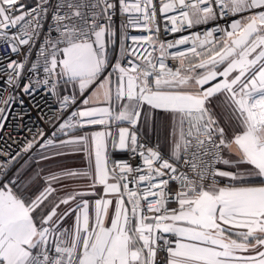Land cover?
Masks as SVG:
<instances>
[{
  "label": "snow or ice",
  "instance_id": "obj_1",
  "mask_svg": "<svg viewBox=\"0 0 264 264\" xmlns=\"http://www.w3.org/2000/svg\"><path fill=\"white\" fill-rule=\"evenodd\" d=\"M46 3L16 15L19 0H0V41L12 53L31 47ZM117 10L127 22L113 58ZM159 12L165 33L235 18L166 41L154 0L56 3L50 32L57 35L40 50L44 78L23 91L48 87L61 112L91 92L43 143L34 136L14 156L0 152V264H264V180H253L264 178V0H160ZM24 67L7 64L9 86ZM61 84L71 93L61 97ZM155 110L172 116L168 158L139 136L142 115ZM93 125L104 130L69 136ZM37 144L41 160L50 149L84 152L89 167L25 175L26 161L9 175ZM109 145L129 159L112 160ZM70 215L72 227H63Z\"/></svg>",
  "mask_w": 264,
  "mask_h": 264
},
{
  "label": "built area",
  "instance_id": "obj_2",
  "mask_svg": "<svg viewBox=\"0 0 264 264\" xmlns=\"http://www.w3.org/2000/svg\"><path fill=\"white\" fill-rule=\"evenodd\" d=\"M58 0H47V3L44 4V7L48 9L47 14L41 13L39 23L42 25L38 29V35L35 40L31 42V47L25 45L21 46L19 53H12L10 46L2 41H0V99H8L9 96L14 97L7 105L0 103V108H4L3 118L0 119V124L3 127H0V152H7L10 155H16L17 152H20L21 149L25 146L26 142L33 140L35 136L40 143H43L44 140L52 137L53 132H56L59 128L60 123L66 119L70 113L79 105V99L77 100L76 105H73L66 111H60V104L58 102V97L52 94L51 90L48 87L33 84L28 93L23 91L24 86L29 83V81H34L37 78V75L40 79L44 78L43 72V59L41 56L40 50L44 45L45 38L51 36L56 37L57 33L51 31L50 29L53 25L52 21V12L55 9V5ZM157 5V19L160 24V38L166 41H172L179 39L182 35H190L191 32H203L208 28L215 26L219 23L221 26H226L231 22V19L235 17H226L223 20L210 21L207 25H201L196 28L177 32V33H165L164 25L166 21L163 19V15L159 12L160 0H154ZM41 4V0H19V5L23 7L16 12V15L22 13H30L32 9L37 8ZM66 9H63L64 11ZM171 13H169L170 15ZM29 16H26V20L29 19ZM127 22V15L121 16L119 10L113 14L112 27L116 32V42L113 44L112 51L109 53L110 57H115L119 50L120 37L122 35L121 24ZM23 23V22H22ZM20 25H17L15 29L10 31L16 32L19 30ZM129 35H146L147 33L141 32L135 28H129ZM130 43V41H126ZM176 49H170V51H175ZM26 58V60H25ZM11 60H16L17 62L24 61L25 67L21 71V75L17 81H14L13 86H9L7 81L6 72L10 71L6 68L7 64ZM37 65V69L33 72L32 65ZM111 69H109L110 71ZM68 95V94H65ZM62 97V96H61ZM78 130V129H76ZM76 130H69V135ZM42 131L44 133L43 137L37 135L38 132ZM141 140L146 143L149 147H158L161 153L168 158L161 150L160 143L151 142L143 135L139 134ZM68 136L64 134L59 135V139H64ZM204 137H201L203 139ZM39 144L36 145L28 153H22L18 160L14 163L9 175H12L17 169L21 167L37 150H39ZM129 159V154L123 152L122 154L116 155L112 160H127ZM133 164L138 163V161H132ZM220 164H217L216 167L219 168ZM221 184L226 182L225 178H220ZM132 187V185H130ZM173 188H176V184H172ZM174 206V205H173ZM63 227L71 228L72 224L68 223L63 225ZM170 239L174 237L169 236ZM164 253L158 255V260L164 257Z\"/></svg>",
  "mask_w": 264,
  "mask_h": 264
},
{
  "label": "crops",
  "instance_id": "obj_3",
  "mask_svg": "<svg viewBox=\"0 0 264 264\" xmlns=\"http://www.w3.org/2000/svg\"><path fill=\"white\" fill-rule=\"evenodd\" d=\"M65 88H67V91H65ZM71 91H72L71 85H67V86L63 84L60 85V88H59L60 96H63L65 94H70ZM90 92H91V89H89V91L86 92L83 97L79 98L78 106H81L82 100L86 98L90 94ZM55 97L57 96L55 95ZM171 121H172V116L170 113H166L160 110H155L154 112L149 114V117L147 119H145L144 116L142 115L140 122L137 125V127L139 128V134L143 135L145 138H147L151 142L160 143L161 150L164 152L166 156H169V153H170L169 131H170ZM125 126H127L126 122H125ZM102 130H104V127L100 125L85 126L82 129H78L74 131L69 136H81L85 134H91L94 131H102ZM69 136L64 139H68ZM55 151H56L55 149L48 150L47 154L51 158L47 160H41L40 153L27 160V164L31 163V166L34 167V171L32 172L33 173L32 175H34L37 172H42L41 170H43V167L47 165H51V164H53L52 170L54 172H59L66 168L86 169L89 167L90 162L87 159L86 154L84 152H75L74 154L56 156V155H53ZM107 151L109 152L111 159L114 156L122 154L124 152L120 150H113L110 145ZM223 155L225 156V158L235 159V156L232 154H229L227 151H225ZM92 163H94V159ZM244 167H247V166H244ZM219 168L221 170H226V171L235 170L223 164H220ZM43 175L45 174H41V176ZM253 180L255 183L259 184L260 182H262V180H264V178L254 177ZM67 183L70 185L79 184L81 186H86L85 181H68ZM68 190H71V189H68ZM97 191H102V188H98ZM86 198L93 199L90 197H86ZM61 207L63 209L64 206H61ZM64 223H67V224L71 223L73 225L74 215H70L66 217L65 220L63 221V224Z\"/></svg>",
  "mask_w": 264,
  "mask_h": 264
},
{
  "label": "trees",
  "instance_id": "obj_4",
  "mask_svg": "<svg viewBox=\"0 0 264 264\" xmlns=\"http://www.w3.org/2000/svg\"><path fill=\"white\" fill-rule=\"evenodd\" d=\"M27 2H30V0H26ZM23 165H25V164H23ZM52 165L53 164H51V165H47V166H45V167H43V170H42V172H40L41 174H48V173H50V172H54L53 170H52ZM34 171V167L33 166H31V163H28L27 165H26V167H25V169H24V173H25V175H32L33 172ZM40 184H42L43 183V181L41 180L40 182H39Z\"/></svg>",
  "mask_w": 264,
  "mask_h": 264
},
{
  "label": "rangeland",
  "instance_id": "obj_5",
  "mask_svg": "<svg viewBox=\"0 0 264 264\" xmlns=\"http://www.w3.org/2000/svg\"><path fill=\"white\" fill-rule=\"evenodd\" d=\"M41 151H43V150H41V149H39V150H37L30 158H32V157H34V156H36V155H38ZM29 158V159H30ZM65 224H67V223H64L63 225H65Z\"/></svg>",
  "mask_w": 264,
  "mask_h": 264
}]
</instances>
